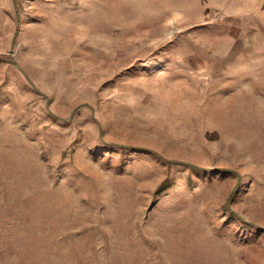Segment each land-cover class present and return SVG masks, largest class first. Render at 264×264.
Wrapping results in <instances>:
<instances>
[{"label": "rangeland", "instance_id": "1", "mask_svg": "<svg viewBox=\"0 0 264 264\" xmlns=\"http://www.w3.org/2000/svg\"><path fill=\"white\" fill-rule=\"evenodd\" d=\"M0 264H264L263 0H0Z\"/></svg>", "mask_w": 264, "mask_h": 264}, {"label": "trees", "instance_id": "2", "mask_svg": "<svg viewBox=\"0 0 264 264\" xmlns=\"http://www.w3.org/2000/svg\"><path fill=\"white\" fill-rule=\"evenodd\" d=\"M165 188H164V186H160L159 188H158V192H160V191H162V190H164Z\"/></svg>", "mask_w": 264, "mask_h": 264}, {"label": "crops", "instance_id": "3", "mask_svg": "<svg viewBox=\"0 0 264 264\" xmlns=\"http://www.w3.org/2000/svg\"><path fill=\"white\" fill-rule=\"evenodd\" d=\"M263 2H264V0H263Z\"/></svg>", "mask_w": 264, "mask_h": 264}]
</instances>
